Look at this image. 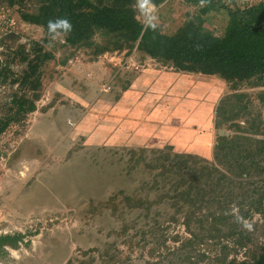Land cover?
I'll return each mask as SVG.
<instances>
[{
    "label": "rangeland",
    "instance_id": "rangeland-1",
    "mask_svg": "<svg viewBox=\"0 0 264 264\" xmlns=\"http://www.w3.org/2000/svg\"><path fill=\"white\" fill-rule=\"evenodd\" d=\"M40 1L0 0V126L14 117L15 95H34L26 79L28 61L45 52L54 54L40 66L35 110L11 121L0 134V237L21 236L15 246L0 245V264L253 260L264 245V74L227 81L188 72L208 77L219 89L212 94L218 100L212 129L205 131L210 153L178 146L188 134H180L181 141L172 138L173 121L159 129L158 140L150 128L146 135L129 137L130 130L122 131L121 115H109L108 102L118 98L135 72L157 66L178 69L136 47L114 49L117 38L103 31L92 37L110 49L100 55H93V47L71 45L65 33H50L22 18L34 13ZM223 2L233 9L244 7L239 0ZM201 7L194 0L159 5L137 0L133 5L141 23H155L167 35L196 20ZM203 18L206 30L225 34L226 9ZM95 60L103 61L110 80L101 84L106 96L98 103L77 97L87 95L89 85L81 88L76 78L71 86L62 82L69 65ZM111 64L123 70L114 92ZM104 84H110L107 91ZM56 87L72 94L62 95ZM93 116L99 119L96 123ZM113 119L121 137L113 144L107 143L112 140L107 134L98 140L94 133L99 123L107 129ZM221 137L226 139L219 149Z\"/></svg>",
    "mask_w": 264,
    "mask_h": 264
},
{
    "label": "trees",
    "instance_id": "trees-1",
    "mask_svg": "<svg viewBox=\"0 0 264 264\" xmlns=\"http://www.w3.org/2000/svg\"><path fill=\"white\" fill-rule=\"evenodd\" d=\"M135 1L41 0L34 13H23L22 18L46 30H49L51 23L53 31L66 34L69 44L93 47V55L110 50L92 41L95 32L103 31L117 38L114 49L128 47L132 50L136 47L152 58L171 62L178 70L218 75L227 81H243L264 74V0L244 9L227 7L224 0H194L201 3L200 15L173 35L162 33L155 23H141L133 8ZM145 1L159 5L164 0ZM219 8L226 9L229 15L225 34L221 37L203 26V16ZM58 21H68L71 30L66 31L64 24ZM52 57V52H45L28 61L26 79L30 80L34 95L32 98L26 95L14 96V117L1 123L0 134L11 121L35 110L36 92L42 86L40 66ZM225 139L221 137L219 149L224 148L222 141ZM239 155L238 151L236 158ZM17 239L20 241L21 236H1L0 245L15 246ZM237 264H264V245L253 260Z\"/></svg>",
    "mask_w": 264,
    "mask_h": 264
},
{
    "label": "crops",
    "instance_id": "crops-1",
    "mask_svg": "<svg viewBox=\"0 0 264 264\" xmlns=\"http://www.w3.org/2000/svg\"><path fill=\"white\" fill-rule=\"evenodd\" d=\"M111 66H113L112 74H114V81L111 80L114 84V92L117 88V74L120 71L123 74V70L118 69L117 71L116 65L111 64ZM108 70L102 60L69 65L68 68L63 70L62 82L71 86L76 82L73 81V78H76L78 81H82L81 88L89 85L90 91L88 94L84 95L82 93L77 97L80 100L86 99V97L87 100L93 98L95 103H98V99L105 95V92L101 91V84L103 81H110L108 80ZM135 73V75L132 74L129 78L127 77L126 86H124L118 98H113L108 102L109 115L113 113L120 114L124 130L121 127L116 129V126H118L116 119L109 122L112 127L110 126L107 129L100 122V128L97 133H94L95 136L97 135L98 140L107 134L112 139L111 141L107 140V143L111 142L113 144L116 139L121 137L122 131L130 130L131 133L128 136L135 137L150 133L148 131L150 129L152 130L151 134L155 133V140H158L156 138H158L159 129L165 126L166 121H173L175 123L172 125L174 127L172 138L176 139L175 137H178L181 141L180 134L186 132L190 135H186L187 137L183 138L182 142L179 141L178 146L192 153H210V136L209 134L206 135L205 131L212 129L213 111L216 110L218 105V100L212 94H218L219 90L215 85H212L210 79L205 76L197 78L188 72H180L174 69L163 71L158 66L157 69H146ZM56 89L62 95L70 96L71 91L66 92L67 89L62 90L57 87ZM98 120L97 117H92V123H96Z\"/></svg>",
    "mask_w": 264,
    "mask_h": 264
},
{
    "label": "built area",
    "instance_id": "built-area-1",
    "mask_svg": "<svg viewBox=\"0 0 264 264\" xmlns=\"http://www.w3.org/2000/svg\"><path fill=\"white\" fill-rule=\"evenodd\" d=\"M238 1V0H237ZM239 2H241L242 3V5H244V7H242V9H244V8H247V7H249V6H251V5H253V4H255V0H239ZM147 25V24H146ZM107 87H110V84H104L103 85V90L104 91H107ZM105 88V89H104ZM71 126H73L74 125V123L72 122V121H69L68 122Z\"/></svg>",
    "mask_w": 264,
    "mask_h": 264
},
{
    "label": "clouds",
    "instance_id": "clouds-1",
    "mask_svg": "<svg viewBox=\"0 0 264 264\" xmlns=\"http://www.w3.org/2000/svg\"><path fill=\"white\" fill-rule=\"evenodd\" d=\"M58 23H63L66 31L71 30V24L68 21H58ZM49 31H50V33H52V31H53V26L51 23L49 24Z\"/></svg>",
    "mask_w": 264,
    "mask_h": 264
}]
</instances>
